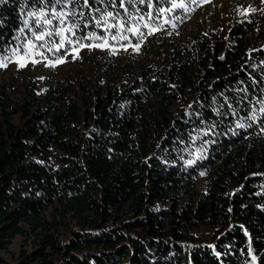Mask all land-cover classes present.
Returning a JSON list of instances; mask_svg holds the SVG:
<instances>
[{"label":"trees","instance_id":"1","mask_svg":"<svg viewBox=\"0 0 264 264\" xmlns=\"http://www.w3.org/2000/svg\"><path fill=\"white\" fill-rule=\"evenodd\" d=\"M120 3L79 0L69 24L109 36L95 18L119 13L156 62L101 48L86 72L0 83V264H264V10L176 39L191 11ZM40 6L0 3V49L33 39L19 29Z\"/></svg>","mask_w":264,"mask_h":264},{"label":"snow or ice","instance_id":"2","mask_svg":"<svg viewBox=\"0 0 264 264\" xmlns=\"http://www.w3.org/2000/svg\"><path fill=\"white\" fill-rule=\"evenodd\" d=\"M99 3H104L105 0H98ZM134 0H128V3H133ZM146 0H139V3H145ZM171 7L168 9H157V12H172L176 9H181L184 11H191L190 5L194 0H169ZM0 3H7V0H0ZM36 3L40 4L39 8H33V10L27 12L25 15L27 18L23 20V27L19 29V34H23L25 29L31 31L33 39H26L25 43L18 44L14 48H9L7 50L0 49V62L9 61L11 62V57L6 55L5 52L11 53L12 56L19 55L22 58L29 55L30 50L34 49H47L48 52L55 51L57 53H62V55L56 57L55 62H49L46 66L55 67L56 63H65L66 56L72 52L76 53V56H73V59L77 58L79 55V50L84 47H92V44H84L83 41H95V47L97 48H109L112 54H115L117 49L114 44L109 43V38L113 42L120 41H129V36L126 33H132L133 36L138 37L137 43L131 45L134 51L138 52L140 49V44L143 39H146V34L140 30V28L126 27L124 23L119 24H110L108 23L109 19L116 20L119 16V13L114 15L111 11H105L101 14L100 17L95 18L96 27H104L105 30L109 33V36L98 35L97 33H89L85 36H78L76 34V29L78 24L73 22L69 24V19H73L77 15L76 5L79 4V0H36ZM115 0H112L114 5ZM73 5L71 9L67 8V5ZM27 6V4H26ZM59 6V10L57 9ZM149 3V7H151ZM82 7H87L91 9L89 0H83ZM120 7H124V0H121ZM96 12H101L99 8L95 9ZM127 8L125 12L127 13ZM253 12L256 9H252ZM79 15L83 17V11H80ZM131 14L129 13V17ZM180 19L179 16L175 17ZM127 19V18H126ZM56 21V24H53V21ZM140 20H144V17L141 16ZM155 20V17L151 13L148 14V23L144 24L145 28H148L152 21ZM175 27V24L172 25ZM87 27V25H85ZM116 28L117 31L113 32L112 29ZM17 35L15 39L19 40L20 35ZM151 34V33H148ZM58 37V40H52V37ZM34 41H40V44H36ZM130 44V41H129ZM125 51L128 50L127 46H122ZM37 55L42 56L44 59H48L43 52H37ZM39 61L32 60V63H38ZM7 64L0 63V67H6ZM26 67L25 63H18V68ZM262 103L261 111H264V102ZM250 126V125H249ZM237 127H244L243 123L237 125ZM187 163L192 164L194 161L189 160ZM203 175V173H201ZM255 260V256L253 257Z\"/></svg>","mask_w":264,"mask_h":264},{"label":"rangeland","instance_id":"3","mask_svg":"<svg viewBox=\"0 0 264 264\" xmlns=\"http://www.w3.org/2000/svg\"><path fill=\"white\" fill-rule=\"evenodd\" d=\"M191 13L185 20L181 23L176 31V39H187L190 38L195 30L199 28L204 30L206 28H222L228 26L233 20L241 17L250 16L253 11L255 12L264 10V0H194L190 5ZM173 24L170 25V28L173 27ZM169 28V27H166ZM172 30L163 29L160 33L168 35ZM170 37V36H169ZM92 44V47H84L79 50V55L77 58L73 59V56H76L75 52L66 56L65 63H56L55 67L46 66L49 62H55L56 59H44L42 56H35L34 52L30 50L27 57H21L19 55H9L11 57V62L2 61L0 63L7 64L6 67H0V83L10 82L14 85L20 83L21 77L26 76H38L44 74H56L61 76L67 74L70 70L76 68L80 63L83 67L82 70L86 72L87 63L90 58H96L98 51L101 48L95 47V43H84ZM142 44V43H141ZM140 44V49L138 52L134 51L131 45L127 44L128 50L125 51L122 46H115L117 53L122 56L123 63L129 68L135 65H146L156 62V53L152 49L151 45L142 46ZM110 50L109 48H103ZM111 51V50H110ZM32 60L39 61L38 63L33 64ZM18 63H25L26 67L18 68ZM81 67V68H82ZM133 68V67H132ZM200 232H205L206 235L210 232V227L207 225H200L196 228ZM19 237H16L12 244L10 245V250L16 251L18 248Z\"/></svg>","mask_w":264,"mask_h":264}]
</instances>
